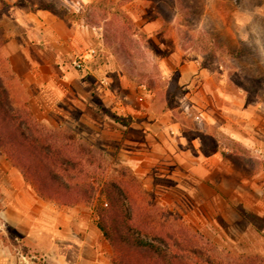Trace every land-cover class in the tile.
<instances>
[{
    "label": "rangeland",
    "instance_id": "374dc122",
    "mask_svg": "<svg viewBox=\"0 0 264 264\" xmlns=\"http://www.w3.org/2000/svg\"><path fill=\"white\" fill-rule=\"evenodd\" d=\"M20 1L0 0V76L60 157L80 161L63 180L93 195L42 197L0 152V264H90L83 253L98 250L96 264H110L96 209L113 207L116 188L136 221L212 245L220 259L264 260V0ZM12 3L89 27L81 50L39 68L61 96L25 82L30 55L53 52L6 47Z\"/></svg>",
    "mask_w": 264,
    "mask_h": 264
},
{
    "label": "trees",
    "instance_id": "16d2710c",
    "mask_svg": "<svg viewBox=\"0 0 264 264\" xmlns=\"http://www.w3.org/2000/svg\"><path fill=\"white\" fill-rule=\"evenodd\" d=\"M44 131L31 115L13 106L10 92L0 76V152L34 184L40 196L62 198L64 204H74L79 199L90 203L93 189L88 188L89 184L71 186L60 174L80 166V161L60 157L54 135ZM115 190L113 207H97L95 222L113 249L110 264H264L263 259L251 256L231 262L220 259L212 245L207 247L182 232L165 235L163 225L136 221V211L125 203L126 193L120 188Z\"/></svg>",
    "mask_w": 264,
    "mask_h": 264
},
{
    "label": "crops",
    "instance_id": "0c3cea01",
    "mask_svg": "<svg viewBox=\"0 0 264 264\" xmlns=\"http://www.w3.org/2000/svg\"><path fill=\"white\" fill-rule=\"evenodd\" d=\"M20 3L26 5L28 1L22 0ZM64 6L67 7L66 5ZM11 16L13 18V27L5 29L6 47L9 50L13 52L19 51V53L32 51L37 54L41 51L43 55L50 51L57 56L54 61H46L43 58H41L43 61H40L32 53L30 55V63L35 65V68L31 70L30 75L27 74L28 77H25V82H27L28 86H34L35 89L38 85L46 84L47 88L57 90L59 96H61L62 88L53 84L56 80L55 76L49 73L47 77H43L39 68L43 65L50 67L61 65L60 63L63 62L62 55L70 51L77 52L81 50L89 41L91 33L88 29L89 27L87 25L83 26L77 21H69L65 14L56 13L46 7H36V10H34L29 5V9L24 10V7L18 3H12ZM62 77L63 75H60V78ZM106 252L111 254V250L108 247ZM83 254L84 259H93L92 261L89 260L90 264H96V259L103 257L99 250L93 251L91 255L86 252Z\"/></svg>",
    "mask_w": 264,
    "mask_h": 264
},
{
    "label": "built area",
    "instance_id": "2783aa9c",
    "mask_svg": "<svg viewBox=\"0 0 264 264\" xmlns=\"http://www.w3.org/2000/svg\"><path fill=\"white\" fill-rule=\"evenodd\" d=\"M95 54V50H89L86 54H84L82 57L78 58L73 65L78 69V70H83L85 67V63L87 62V56H91Z\"/></svg>",
    "mask_w": 264,
    "mask_h": 264
}]
</instances>
